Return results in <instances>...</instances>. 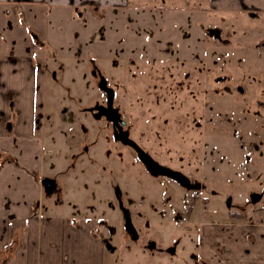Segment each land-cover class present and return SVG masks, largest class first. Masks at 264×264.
<instances>
[{
	"label": "rangeland",
	"instance_id": "rangeland-1",
	"mask_svg": "<svg viewBox=\"0 0 264 264\" xmlns=\"http://www.w3.org/2000/svg\"><path fill=\"white\" fill-rule=\"evenodd\" d=\"M245 17L227 15L231 27L218 19L205 60L193 65L48 59L44 176L59 188L60 212L98 220L105 264H190L205 221L228 220L229 211L253 221L252 210H264V72L256 69L264 32ZM105 89L125 137L197 189L152 175L114 137L97 117Z\"/></svg>",
	"mask_w": 264,
	"mask_h": 264
},
{
	"label": "crops",
	"instance_id": "crops-1",
	"mask_svg": "<svg viewBox=\"0 0 264 264\" xmlns=\"http://www.w3.org/2000/svg\"><path fill=\"white\" fill-rule=\"evenodd\" d=\"M230 14L263 36L264 0H0V264H105L98 220L60 212L58 186L42 184L48 59L193 65ZM252 211L205 221L198 260L264 264V210Z\"/></svg>",
	"mask_w": 264,
	"mask_h": 264
},
{
	"label": "flooded vegetation",
	"instance_id": "flooded-vegetation-1",
	"mask_svg": "<svg viewBox=\"0 0 264 264\" xmlns=\"http://www.w3.org/2000/svg\"><path fill=\"white\" fill-rule=\"evenodd\" d=\"M239 91L242 92L243 88L242 87H238L237 88ZM114 100V98H113ZM104 109H101L100 112L101 114H104L102 116H105V114H109L108 116H105L109 121L110 123L112 124V129H113V133H114V137L118 140H120V143L126 145V146H129L137 155L138 157V160L142 163V165L145 167L146 170H148L152 175L156 176V175H164V176H167V177H170L172 180H174L176 183H178L179 185L189 189V190H195L199 187L198 184H193L182 174L178 173L177 171H173L172 169H169L167 167H161L160 164H158L156 161H154L153 159H151L146 153H144L140 147L132 140L128 141L125 143L122 141V139H126L125 135L123 134L122 132V126L125 125V123L122 125L121 124V119H118L116 118L117 122L113 124V122L110 120L111 119V111L110 110H107L106 108V102L104 105H101ZM101 116V117H102ZM194 187V188H193ZM255 196H259V199L258 201L256 202H252L253 203H257L261 200L262 196L260 194H254ZM250 198L252 199V196H250ZM250 199V200H251ZM123 212L125 213V215L127 216V213L124 211L123 209ZM234 213H238L241 215V213H239V211H229L227 212V219L228 220H238L239 218H236L234 219V216L230 215V214H234ZM127 219H129L130 222H127ZM228 220H225V221H228ZM212 221V220H211ZM223 221V222H225ZM214 222V221H212ZM211 222V223H212ZM223 222H218V223H223ZM130 224L133 226L134 230H135V233L137 235V238L134 239L132 237V234L130 233L129 231V227H130ZM197 227H195V230ZM125 230L126 232L128 233V235L134 239V240H137L138 239V233L132 223V221L130 220L129 217L125 218ZM189 231H190V228H189ZM190 262L191 260L197 264H209V262L207 261H204V260H198L197 258V255H192V257L189 259Z\"/></svg>",
	"mask_w": 264,
	"mask_h": 264
},
{
	"label": "water",
	"instance_id": "water-1",
	"mask_svg": "<svg viewBox=\"0 0 264 264\" xmlns=\"http://www.w3.org/2000/svg\"><path fill=\"white\" fill-rule=\"evenodd\" d=\"M105 92H106V95H107L106 108H107V110H110L111 111V115L112 116H111V119L110 120L114 124V123L117 122L116 121L117 120L116 118L120 119L118 113L112 108L114 93H113V90L112 89H105ZM101 109H104V108L102 106H98L96 108V110L99 111L97 117L104 115V114H101V112H100ZM108 115L109 114H105V116H108ZM121 124L122 125L124 124L123 120H121ZM127 140L130 141V139H127V138L126 139H122V141L125 142V143L127 142ZM42 184H43L45 190L48 193H52L56 189V183H55V181L53 179H50V178H47L46 177V178L43 179ZM258 199H259V196L252 195L253 202L258 201ZM125 218H127L126 215H125ZM127 222H130L129 219H127ZM128 229H129L130 233L132 234V237L134 239H136L137 238V235H136L135 230H134V228H133V226L131 224H130V227Z\"/></svg>",
	"mask_w": 264,
	"mask_h": 264
},
{
	"label": "trees",
	"instance_id": "trees-1",
	"mask_svg": "<svg viewBox=\"0 0 264 264\" xmlns=\"http://www.w3.org/2000/svg\"><path fill=\"white\" fill-rule=\"evenodd\" d=\"M231 216H234V219L239 218V220H242V215L238 214V213H234V214H230Z\"/></svg>",
	"mask_w": 264,
	"mask_h": 264
}]
</instances>
